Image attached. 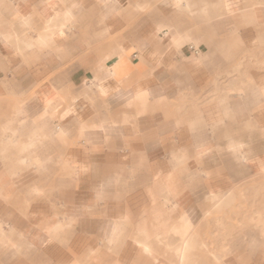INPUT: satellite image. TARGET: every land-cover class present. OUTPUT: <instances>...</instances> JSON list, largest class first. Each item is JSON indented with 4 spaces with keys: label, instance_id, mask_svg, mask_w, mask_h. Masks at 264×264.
<instances>
[{
    "label": "crops",
    "instance_id": "1",
    "mask_svg": "<svg viewBox=\"0 0 264 264\" xmlns=\"http://www.w3.org/2000/svg\"><path fill=\"white\" fill-rule=\"evenodd\" d=\"M144 4L149 9L139 11ZM69 12L73 19L61 28ZM260 50L264 0H0V97L16 99L0 128V264H161L160 241L185 226L198 236L197 204H227L225 189L264 163L257 83L264 67L221 81L216 106L204 101L187 119L172 103L199 92L240 54ZM257 60L248 59L258 67ZM19 93H30L36 114ZM81 122L95 125L84 141ZM57 129L69 135L58 138ZM38 138L47 147L65 141L71 188L55 200L34 186L29 194L43 200L20 212V167L41 174L53 165L50 155L38 158ZM20 144L28 147L22 155ZM106 180L122 198L97 200ZM257 243L246 239L247 248ZM247 248L224 264H264L260 248Z\"/></svg>",
    "mask_w": 264,
    "mask_h": 264
},
{
    "label": "rangeland",
    "instance_id": "2",
    "mask_svg": "<svg viewBox=\"0 0 264 264\" xmlns=\"http://www.w3.org/2000/svg\"><path fill=\"white\" fill-rule=\"evenodd\" d=\"M260 66L251 65L248 59H255V63L259 58ZM235 63V64H234ZM233 66H228L225 72L212 73L208 83L199 92L185 93L178 100L173 101L176 111L181 112L184 116L182 119H187L193 107L203 103L209 97L205 96V92L210 91L217 97L220 95V82L227 80L233 74L247 75L252 69H261L264 67V52L260 50L258 53L244 52L238 56ZM247 79L249 77L247 76ZM226 82H223V85ZM40 86L39 90L41 89ZM211 87V88H210ZM31 93V92H30ZM30 93H19L18 96L27 102L31 114L37 113L33 101L30 99ZM65 95L61 101H66ZM16 99L9 93H5L0 97V128L12 118L11 112L15 105ZM166 104V102H165ZM193 113V112H192ZM165 117H172V114H167ZM20 135L28 137L26 130H21ZM4 136L0 129V138ZM264 137L263 135H261ZM59 138V136L57 135ZM43 139L38 138L34 146L35 152L39 157L51 156L53 165L50 166L46 173L29 172L26 167H20V178L16 184L17 188V203L14 205L17 211L26 209L32 202L43 199L32 198L29 190L34 186L43 187L51 192L52 199H65L71 188V177L68 174L73 173V166L64 158L62 152L66 148L65 141L58 140L52 146L43 145ZM31 169V168H30ZM253 176L235 182L232 186L225 189L229 190L230 199L227 204L220 207H211L208 202L203 199L197 204L198 227L197 233L199 240L204 244L201 250H195L194 254H198L196 264H224L228 257H235L240 254L241 249L247 248L246 239L254 236L258 243L253 248H260V252L264 255V168L258 164L252 168ZM224 190V191H225ZM222 247V248H221ZM163 250V257H158L161 264H168L170 257ZM220 250V251H219ZM211 253V254H210ZM212 255V256H211ZM210 257L218 258L217 262L211 260ZM247 260V259H246ZM244 261L239 260L237 264H243ZM153 264V262H151Z\"/></svg>",
    "mask_w": 264,
    "mask_h": 264
},
{
    "label": "bare ground",
    "instance_id": "3",
    "mask_svg": "<svg viewBox=\"0 0 264 264\" xmlns=\"http://www.w3.org/2000/svg\"><path fill=\"white\" fill-rule=\"evenodd\" d=\"M257 83H258V86L260 88H261L262 85H264V71H262L260 73ZM48 90L50 92L51 88H48ZM224 90H225L224 87L219 89L220 92L224 91ZM220 95L215 97V98H213V99H210V101H209V99H207L206 102L203 105H205L207 107H210L209 105L211 103H215V104H213L214 107H215L216 104H217V101L222 97ZM53 103H55V102L52 101V104ZM49 104H50V102H49ZM27 150H28V147L24 146L22 144H20L19 147H18V152H19L20 155L26 153ZM26 157H27V155L21 157V159L19 160L18 163L20 165L25 164V160L24 159H26ZM34 161H36V160H34ZM259 166L261 168H264V163L261 162L259 164ZM214 199H215L214 197L211 198V201H213ZM229 199H230V195L228 194L227 195V202H228ZM191 230L192 229L189 226L182 227L181 229H178L176 232H174L175 233V237H174L173 241H168L165 244H164L163 241H160L158 243L163 248H165L167 250H170L174 254L175 260L171 264H194L195 260H197V256H199V255L198 254H194V251L195 250H201L204 247V244L201 241H199L198 236L196 234H194V235L190 234L189 235V231H191ZM137 244H139V242H137ZM185 244H187V250H184V245ZM210 258L214 262L218 261V258H216V257H210Z\"/></svg>",
    "mask_w": 264,
    "mask_h": 264
},
{
    "label": "snow or ice",
    "instance_id": "4",
    "mask_svg": "<svg viewBox=\"0 0 264 264\" xmlns=\"http://www.w3.org/2000/svg\"><path fill=\"white\" fill-rule=\"evenodd\" d=\"M176 6L180 7V4L177 3ZM137 9L139 11H141V12H144V11H147L149 9V5L148 4H144L143 6L137 5ZM72 19H73V17L71 15V13L70 12L66 13L65 14L64 23L61 25V28L67 27V25L69 23H71ZM48 23L51 24L52 21H49ZM47 30L48 31H52L53 29L48 28ZM59 34L62 36L63 35V31H60ZM260 92H261L262 97H264V85L261 86ZM46 115L47 114L45 113L44 116H46ZM44 116L37 117V119L38 120H44ZM94 127H95V125H89V124H87L85 122H81L79 124V128H78V131H79L78 139H80L81 141H84V140L88 139L89 138L88 134L90 133V130L92 128H94ZM56 134L60 138H64V137L69 135V133L65 132L63 129H57L56 130ZM239 147H242V146H239ZM233 151L236 152L238 156L240 155V153H239L237 148H234ZM115 183L117 185H119L121 183L120 179L117 178L115 180ZM112 185H113V181L112 180H106L100 187H98L97 190H96V198H97V200L107 199V198L111 197L112 195H115L117 197L122 198L123 190L122 189H118L115 193H113L111 191ZM128 219H129V217H127V216L121 217V221L122 222H127ZM109 243L113 244V245L119 243V240L117 238V234L116 233L113 234V239L111 241H109ZM262 244H264V242H262ZM140 247L143 249L144 253L149 254V255L151 254L150 249L148 247H145V245L143 243H141ZM184 250H187V244L184 245Z\"/></svg>",
    "mask_w": 264,
    "mask_h": 264
}]
</instances>
